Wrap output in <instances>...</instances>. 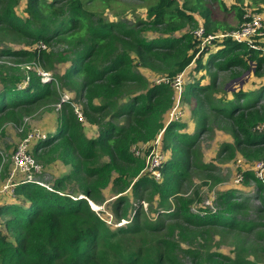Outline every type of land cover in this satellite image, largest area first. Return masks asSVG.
I'll list each match as a JSON object with an SVG mask.
<instances>
[{
    "label": "trees",
    "instance_id": "trees-1",
    "mask_svg": "<svg viewBox=\"0 0 264 264\" xmlns=\"http://www.w3.org/2000/svg\"><path fill=\"white\" fill-rule=\"evenodd\" d=\"M93 1L0 0V42L33 47L12 54L18 62L40 59L48 68L53 63L65 66L58 78L61 86L81 94L84 122L97 128L95 137H86L83 121L75 115L78 110L60 102L55 132L48 133L30 154L41 166L60 161L72 171L55 181L52 189L24 180L15 185L16 202L0 205V264H258L243 255L244 249L233 257L218 251L214 237L257 232V238L264 240V182L245 171L243 180L255 181L253 200L259 204L238 195L237 186L217 193L216 211L199 209L198 214L182 188L197 166L200 130L222 127L232 138L224 151L238 152L251 161L264 159V132L255 131L264 123V86L238 91L232 100H225L213 96L217 75L211 73L239 69L231 75L233 80L254 65L255 76L261 77L262 49L229 37L216 44L217 51L201 49V41L192 34L199 25L204 35L234 31L216 24L203 0H147V23L135 25L106 23L87 9ZM22 2L24 18L16 14ZM233 8L241 24V8ZM146 28H160L162 36L147 39ZM178 32L181 35L175 37ZM51 45L62 48L53 52ZM194 61L197 72L210 75L208 84L201 85V77L182 88L180 101L188 105L197 127V133H188L183 123L164 124V117L174 106L172 83ZM138 68L158 73L166 81L151 84ZM54 83V78L46 82L35 72L22 76L18 68L0 65V133L6 122L20 121L29 110L57 104ZM147 144L162 156L158 180L147 171L145 160L132 153L136 146ZM39 148L45 149L37 154ZM200 168L212 167L201 164ZM208 178L212 186L220 182L212 175ZM70 179L84 197L72 199L59 193ZM109 186L120 195L113 206L115 218L130 220L114 231L89 205L98 204ZM142 195L150 201L157 198L162 222L142 219L144 215L130 203V196L141 200Z\"/></svg>",
    "mask_w": 264,
    "mask_h": 264
},
{
    "label": "rangeland",
    "instance_id": "rangeland-1",
    "mask_svg": "<svg viewBox=\"0 0 264 264\" xmlns=\"http://www.w3.org/2000/svg\"><path fill=\"white\" fill-rule=\"evenodd\" d=\"M210 12L211 19L220 27H230L236 30L240 23L238 15L233 7H240L243 15L246 13H259L263 16L264 19V0H203ZM181 3V1H179ZM149 2L147 0H96L91 4L87 5V9L92 11L101 20L106 23H118L123 22L126 25H135L139 23H147L146 10ZM24 2L16 8V14L22 18L26 15L23 12ZM94 14V15H95ZM98 17H95V19ZM199 20V19H198ZM200 21V20H199ZM140 28H144V25H140ZM184 30V32H187ZM216 33H225L223 31H217ZM145 37L147 39H155L160 36L161 29L157 28L156 30H150L146 28L144 30ZM181 32L175 33V37H179ZM221 39H218L213 46V49H210L209 52L215 49L219 50L218 42ZM256 49H262L261 51L264 54V29L263 36L256 37L254 39ZM33 47H28L21 42H11L9 40H4L0 42V51L6 50L7 52L0 53V65L7 67H16L20 70L22 76H28L29 72H35L38 76L42 78L43 81H50L51 79H56V84L54 83V88L59 96V102L57 104L48 103L45 105H40L38 108H33L25 113L21 120L18 122H6L3 128V132L0 133V205L16 202L15 197H11L7 193V189L4 187L10 186L11 184L15 185L19 181H23L26 177L22 174L16 175L17 177L12 182L8 179V173L13 167V154L15 149L23 141L26 135L32 134L33 137L29 144V152L31 153L32 149L38 144L39 141H46V135L48 133L55 132L58 122L57 118L60 113V102L69 103L71 107L79 112H83L84 109V99L81 97V94H77L75 91L71 90L68 87L61 86V82L58 80L59 75L63 74L65 71V66L53 63L51 68H48V65H44L43 62L38 59L34 62H18L20 61L12 54L16 53L18 50H31ZM51 50L53 52L60 51L62 47L59 45H51ZM42 49V48H41ZM44 50L46 47L44 46ZM216 50V51H217ZM207 54L202 58V64L206 62ZM195 61L185 70L183 74L180 75L181 78V92L182 88L186 84L191 83L192 80H200L201 85L209 83L210 74L197 72L195 70ZM137 71L151 84H159L165 82V78L155 72H151L147 69L138 68ZM255 66L252 65L250 69L246 72H243L242 75L236 79L231 80V75L236 72H240L239 69H231L230 71L215 72L212 70L211 73H216V92L213 94L215 97H221L225 100H232L233 95L238 91L249 92L256 87L264 86V72L261 77H257L254 74ZM174 96V108L176 111H173V108L169 113L164 117V124L168 122H177L183 123L186 125V131L188 133H197L196 131V122L191 116L190 109L188 105L182 104L180 101L181 93L178 94L177 89L175 88ZM84 117V116H83ZM84 128V134L86 137L93 138L97 134V128L88 125L87 123L82 122ZM199 144L197 147V166L192 167L189 173L187 182H185L182 191L185 192L186 196H189L192 200L191 208L194 213H200L199 209H206L210 211H216V197L217 193L224 189H236L234 184L236 175L241 171H249V167H252L256 162L255 160L251 161L238 152L230 153L229 151H224L223 146L225 144H232V138L228 132L222 129V127L215 126L209 131L200 130L198 131ZM159 139V138H158ZM158 139L155 144H157ZM40 146V145H39ZM38 146V147H39ZM152 148L150 144L148 145H138L133 150L135 158L143 159L146 162L148 168L152 164V159L158 154H160L157 148H152L151 150L157 152L152 155ZM45 148H39L37 154H40ZM33 162L41 167V173L33 175V180L38 183L40 186L47 187L52 189V186L55 181L69 175L72 171V168L68 165L63 164L60 161H55L54 163L41 166L33 157ZM162 159V157H159ZM211 165V170H202L200 165ZM4 167L6 169L4 170ZM147 169V168H146ZM144 172H146L144 170ZM208 175H212L215 179L220 182L212 186V179L208 178ZM245 180V182H244ZM240 185L241 189L238 191V195L248 197L254 205L259 204L258 201L253 200L256 192L255 181L251 178L244 179ZM128 192V191H127ZM127 192L122 195L127 194ZM59 193L62 195H67L72 199H80L84 196L81 194V189L78 186V183L70 179L66 181L62 188L59 190ZM114 190L109 186L102 191L101 200L98 204L89 202L92 210L97 213V215L103 219L107 228L114 231L119 227H125L130 220L121 219L117 220L114 216L113 206L116 202L117 197ZM141 200L129 198L130 203L144 215V218L149 221H160L163 220L158 218L157 213H162L157 209V198L154 197L151 201L142 195ZM253 200V201H252ZM251 219H255L254 216ZM257 232L248 233V235L234 236L229 234H221L220 236L215 235L214 237V248L222 252L225 255L233 257L238 254L242 249L243 255L248 256L250 260L258 263L264 264V240L257 238ZM248 246H251V250L248 249ZM213 248V249H214ZM185 264H189L185 261Z\"/></svg>",
    "mask_w": 264,
    "mask_h": 264
},
{
    "label": "built area",
    "instance_id": "built-area-1",
    "mask_svg": "<svg viewBox=\"0 0 264 264\" xmlns=\"http://www.w3.org/2000/svg\"><path fill=\"white\" fill-rule=\"evenodd\" d=\"M263 29H264V19L263 16L259 13L253 12V13H246L243 16V21L239 25V27L227 34H217V35H204V30L201 25L196 28L192 34L194 37L201 41L200 46L201 49L207 48V49H213V41L217 39H222V38H231L235 43L238 44H244L247 45L248 47L254 48L255 49V43L254 39L256 37H262L263 36ZM41 48L43 49L44 46L40 45ZM215 49L214 51H216ZM174 90L175 88L178 91V94L181 93V78L180 75L176 77L174 82L171 85ZM171 111V110H170ZM173 111H176V108L173 106ZM75 115L77 118V121L82 122L83 117L80 112L75 111ZM169 116L171 114L169 113ZM255 131L258 133L264 132V123L259 124L256 126ZM33 135L28 134L25 136L23 141L19 144L17 149H15L14 154H13V167L8 173V179L9 181L13 182L15 178L17 177L16 175L22 174L26 178L24 179L25 182L29 183L32 182L34 184H37L33 180V175L41 173V167L33 162L32 156L29 152V144L32 139ZM152 155H154L155 151H151ZM159 157H162L160 154L158 156L154 157L152 159V164L150 168L147 167V171L153 175L156 180L159 179L160 174L157 171V168L160 165L161 159L158 160ZM249 172L253 173L255 179L264 182V159L256 161L252 167H249ZM245 171L241 170L235 177L234 184L237 186H240L241 183L243 182V173ZM14 185H8L7 187H4V189H7V193L11 196L14 197ZM49 189V188H48Z\"/></svg>",
    "mask_w": 264,
    "mask_h": 264
}]
</instances>
